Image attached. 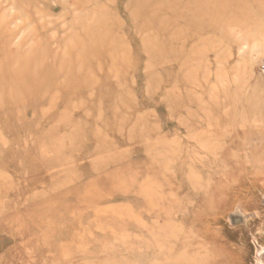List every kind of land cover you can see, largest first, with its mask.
Masks as SVG:
<instances>
[{
	"label": "rangeland",
	"instance_id": "obj_1",
	"mask_svg": "<svg viewBox=\"0 0 264 264\" xmlns=\"http://www.w3.org/2000/svg\"><path fill=\"white\" fill-rule=\"evenodd\" d=\"M0 264H264V0H0Z\"/></svg>",
	"mask_w": 264,
	"mask_h": 264
}]
</instances>
